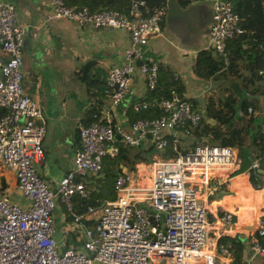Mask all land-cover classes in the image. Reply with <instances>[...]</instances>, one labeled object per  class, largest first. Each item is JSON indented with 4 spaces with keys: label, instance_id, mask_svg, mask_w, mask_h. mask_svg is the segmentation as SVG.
Wrapping results in <instances>:
<instances>
[{
    "label": "built area",
    "instance_id": "built-area-1",
    "mask_svg": "<svg viewBox=\"0 0 264 264\" xmlns=\"http://www.w3.org/2000/svg\"><path fill=\"white\" fill-rule=\"evenodd\" d=\"M211 10L210 48L226 58L227 40L241 33L239 16L230 0H211ZM166 14L165 5L149 10L145 0H130L126 12L91 11L65 0L50 1L49 19L64 18L92 29H123L129 35L123 63L108 71L102 89L106 104L99 120L78 123L79 145L72 166L53 189L37 173L43 161L46 121L38 103L23 89L24 29L18 24L15 5L0 0V49L6 57L0 60V163L14 173L16 189L25 202L10 200L0 189V264H215L217 258L230 259L231 244L220 239L222 233L231 232L234 214L224 212L211 227L204 199L221 189L223 182L213 175L215 169L236 170L235 149L198 143L187 154L178 151V144L191 138L203 115L175 94L132 105L134 114L153 108L156 116L119 121L114 115L136 74L146 92L155 89L157 63L146 49L151 39L162 35ZM261 47L264 52V41ZM258 75L264 79V58ZM149 145L151 161H136L133 170L119 166L112 200L88 206L81 214L74 211L73 199L87 196L106 160L119 158L122 146ZM169 145L176 155L164 158ZM250 168L255 179L263 178L257 159ZM85 178L89 180L84 182ZM57 200L71 218L70 230L63 232L75 233L80 246L57 240ZM255 232L264 235V212L256 219L255 231L249 232L245 264L264 259V245Z\"/></svg>",
    "mask_w": 264,
    "mask_h": 264
},
{
    "label": "crops",
    "instance_id": "crops-1",
    "mask_svg": "<svg viewBox=\"0 0 264 264\" xmlns=\"http://www.w3.org/2000/svg\"><path fill=\"white\" fill-rule=\"evenodd\" d=\"M5 1L15 5L18 24L24 29L23 89L38 103L46 121V134L42 141L43 161L37 165V170L42 180L55 189L59 179L72 166V158L79 145L78 123L82 122L81 118L91 108L86 85L77 77V73L82 70L85 64L92 62L93 66L89 70L90 78L96 81L98 88L103 87L109 69L123 63V51L129 44V35L123 29L110 27L92 29L79 27L76 23L64 18L49 19L51 0ZM65 1L70 6H79L77 0ZM199 1L208 2L209 6L211 4V0H191V2ZM198 16L200 19V15ZM175 42L178 43V39L168 35L163 26L162 35L151 39L146 50L152 61L166 65L181 80L183 79L185 83L184 97L202 100L208 91L205 89H209L211 86L216 88L220 83L221 87L227 86L224 81L209 80L208 82L195 76L192 72V65L199 49L180 48L174 44ZM208 42L209 36L208 38L206 36L205 45H208ZM259 56L264 58V52L260 51ZM5 58V54L0 49V60ZM244 76L246 77L247 74ZM260 79L248 86L250 90H257L254 96L249 97L257 101L253 129L258 127L264 129V79ZM234 82L242 89V81ZM197 83H207V86L198 89ZM144 96H146L145 88L141 78L136 74L129 92L115 110V118L119 121L128 120L131 113L134 114L132 105L138 103V100L143 99ZM102 100L104 107L106 104L104 96H102ZM1 112L0 109V114ZM238 115L240 113H237ZM205 118L211 126L216 125L215 119L210 116ZM203 126L204 124L201 122L200 128ZM204 137L211 139L210 134L203 135L201 139ZM201 139L198 143L202 142ZM188 141L191 143L193 139L189 138ZM255 149V146L247 149L244 153V160L241 158L239 150L235 149L239 160L236 170L215 169L213 175L218 181L223 182L221 189L209 194L204 199L208 208L207 220L211 227L224 212L230 211L234 214L235 220L231 226V232L222 233L221 237H228V239L239 237L241 240L240 264H245L249 255L247 242L250 232L241 229L251 222L244 223L239 215H241L245 203H251V207H245L244 219H247L251 214L253 216L258 214L257 219L264 212V157L263 160H258L253 155L254 152L256 153ZM255 159L258 160L260 171L263 173V178L256 179L259 181L256 185L251 181L250 175V165ZM0 186L3 192L13 195L14 201L25 203L16 189L14 173L1 163ZM64 213L63 210L61 215L54 213V221H58L60 230V236L56 238L64 245L70 246L73 242L66 237L71 232L64 233L63 231L70 230L71 220L69 221V215ZM224 228V226H220L219 230L222 231ZM210 236L211 238L215 236V230L210 232ZM75 237L73 238L75 239ZM237 249L238 247L234 246L230 259L217 258L215 264H238L235 260V250L237 251ZM250 264H264V259L254 258Z\"/></svg>",
    "mask_w": 264,
    "mask_h": 264
},
{
    "label": "trees",
    "instance_id": "trees-1",
    "mask_svg": "<svg viewBox=\"0 0 264 264\" xmlns=\"http://www.w3.org/2000/svg\"><path fill=\"white\" fill-rule=\"evenodd\" d=\"M145 1L149 10L163 7L166 3V0ZM179 1L184 6L189 0ZM77 2L80 7H87L91 11L115 9L120 12H126L130 0H77ZM232 4L234 12L239 16L241 33L227 40L225 46L226 58L217 55L212 48L203 49L197 52L192 65V71L195 76L204 80L214 78L212 80L215 81L221 79V81L227 83L226 87L221 88L225 89L228 93L223 97L218 96L216 103L209 91H206L202 100L186 98L183 96L185 90L183 81L166 65L157 63L158 75L156 87L153 91L147 92L146 96L138 100V102H159L175 94L184 98L193 108L204 114L201 121L204 124L203 128H200V123L192 131L191 138L193 141L189 143L186 140L178 144V151L181 153H189L193 145L200 142L203 135L207 136L210 134L211 140L217 145L238 149L243 160L245 159L244 153L246 150L255 146L256 153L254 152L253 155L261 161L264 157V129L262 127L253 129L257 101L249 97L254 96L257 90H250L248 86L261 80V77L258 75V69L259 63H261L259 53L263 50L261 46L264 41V7L262 0H234ZM91 66H93V63L88 62L77 73V77L86 85L88 97L91 100V108L81 118V121L86 125L99 120L104 104L102 100L103 87L98 88L95 83L96 81L90 78L89 70ZM244 74H247V76L245 77ZM234 81L243 82H241V87L248 94V97H244L229 88L230 83ZM237 113H240V115L237 116ZM156 115H158L157 109L150 108L138 115L131 113L129 120L133 121L138 118ZM208 116L216 120V125L211 126L204 121V117ZM121 150L122 154L119 158L105 161L101 177L92 183V188H89L87 196H77L73 199L72 206L77 214L86 211L88 206L97 207L107 200H112L114 198V177L120 171L119 166L123 165L129 168L136 161L148 160L147 154L153 152V147L149 145L146 148L129 149L122 146ZM143 153H145V156ZM175 155L169 145L163 152L162 157H173ZM113 166H116L115 171L113 170ZM88 180L86 178L83 179L84 182ZM251 181L256 185L258 180L256 181L254 176L251 175ZM234 220L233 218V222ZM92 223L89 222L87 225H91ZM254 234L259 242L264 245V235L260 236L257 232ZM235 237L233 239L222 237L220 240L222 242L229 241L231 251L234 250V246L238 247L237 251L235 250V260L236 263L240 264L241 240L239 237Z\"/></svg>",
    "mask_w": 264,
    "mask_h": 264
},
{
    "label": "water",
    "instance_id": "water-1",
    "mask_svg": "<svg viewBox=\"0 0 264 264\" xmlns=\"http://www.w3.org/2000/svg\"><path fill=\"white\" fill-rule=\"evenodd\" d=\"M203 4L209 3L204 1L191 2V0H189L183 6L179 0H166L165 6L167 14L164 21V31L168 33V35L178 39V43H174L176 46L180 48H198L199 51L203 50V48L209 49L211 47V42H208V45H205L206 36L208 38L206 30L209 25V21L205 18V12L199 13L200 6ZM198 15H200V19ZM229 88L232 91L247 97V94L242 91L237 83L231 82ZM208 121L211 123L213 122L212 120ZM201 141L202 143L209 144L211 146L217 145L208 137H204ZM241 230L254 232L255 225L244 226Z\"/></svg>",
    "mask_w": 264,
    "mask_h": 264
},
{
    "label": "rangeland",
    "instance_id": "rangeland-1",
    "mask_svg": "<svg viewBox=\"0 0 264 264\" xmlns=\"http://www.w3.org/2000/svg\"><path fill=\"white\" fill-rule=\"evenodd\" d=\"M200 12H205V18H206V20L207 21H209V25H208V27H207V30H206V34L209 36L210 35V27H211V24H210V22H211V5L209 6V5H207V4H203V5H201L200 6V9H199V13ZM208 18V19H207ZM193 72V71H192ZM212 79H214V78H212ZM212 79H210V80H212ZM219 81H221V79H218ZM182 81H183V79H182ZM206 81H208L209 82V80H206ZM215 82V81H214ZM183 83H184V81H183ZM184 86H185V83H184ZM207 86V83H203V84H199V83H197V88L198 89H200L201 87H202V89H203V87H206ZM215 86V85H214ZM205 90H208L209 91V93H210V95H212V97H213V100L215 101V103L217 102V97L219 96V97H223V96H225L228 92L225 90V89H222L221 88V83L220 84H218L217 86H216V88H213V86H211L209 89H205ZM212 91V92H211ZM206 94V93H205ZM206 118L204 117V121H206L205 120ZM203 120V119H202ZM144 154V156H145V153H143ZM151 155V153H148L147 154V156H148V162L149 161H151V159L153 158V156H150ZM129 170H133L134 169V166L132 165L131 167H129L128 168ZM113 170L115 171L116 170V166H113ZM37 173H38V170H37ZM38 175H39V173H38ZM40 176V175H39ZM41 178V177H40ZM42 179V178H41ZM91 187H92V185H90ZM0 188H1V186H0ZM7 193V192H6ZM13 193H15V192H13ZM8 194V197L10 198V200H13L14 201V199H13V195H10V193H7ZM18 194V193H17ZM15 201H17V200H15ZM259 202V201H258ZM245 207L246 208H250L251 207V203H245V205H244V209H243V211H242V213H241V215H239L240 216V218H241V220H243V222L244 223H246V222H251V224H249V225H244V226H252V225H255V220H256V216L258 215V214H256L255 216H253L252 214L251 215H249V217L247 218V219H244V212H246L245 210ZM62 210L68 215V212H67V210H66V208H65V205L60 201V200H57L56 201V210H55V213L58 215H61L62 214ZM64 213V214H65ZM71 219L69 218V221H70ZM58 226H59V224H58V221H55V229H56V237H59L60 236V234H59V232H60V230H59V228H58ZM75 236V233H73V232H71V233H69L68 235H67V237H66V239H69V240H71V242H73V244L74 245H77V246H80V240L79 239H77V238H73ZM75 240V241H74ZM73 245V246H74ZM157 264H165L164 262H160V263H157Z\"/></svg>",
    "mask_w": 264,
    "mask_h": 264
},
{
    "label": "clouds",
    "instance_id": "clouds-1",
    "mask_svg": "<svg viewBox=\"0 0 264 264\" xmlns=\"http://www.w3.org/2000/svg\"><path fill=\"white\" fill-rule=\"evenodd\" d=\"M262 48V47H261ZM260 67V66H259ZM147 93V92H146ZM131 121V120H130ZM202 143V142H201ZM121 166H123V165H121Z\"/></svg>",
    "mask_w": 264,
    "mask_h": 264
}]
</instances>
